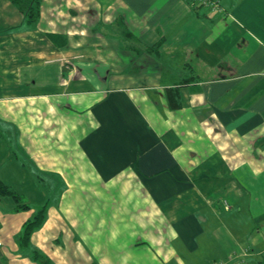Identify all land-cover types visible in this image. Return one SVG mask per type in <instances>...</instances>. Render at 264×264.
Returning a JSON list of instances; mask_svg holds the SVG:
<instances>
[{"label": "crops", "instance_id": "0c3cea01", "mask_svg": "<svg viewBox=\"0 0 264 264\" xmlns=\"http://www.w3.org/2000/svg\"><path fill=\"white\" fill-rule=\"evenodd\" d=\"M219 1L0 0V264L264 260V0Z\"/></svg>", "mask_w": 264, "mask_h": 264}, {"label": "trees", "instance_id": "16d2710c", "mask_svg": "<svg viewBox=\"0 0 264 264\" xmlns=\"http://www.w3.org/2000/svg\"><path fill=\"white\" fill-rule=\"evenodd\" d=\"M37 5H31V15L30 17H38V2L36 3ZM36 20V19H34ZM33 21V20H32ZM13 193L12 190H10L6 185L4 184H0V193ZM14 196L16 197V194L14 193ZM29 205L27 203H25L22 208H28ZM46 208L47 205L46 203L44 205L41 206V208L36 212V214L34 215V217L32 219H29L26 224L24 225V229H23V244L27 245L30 242V235L32 233L33 230H35L36 228H38L39 226L42 225V223L45 220V216H46ZM257 264H264V260L258 262Z\"/></svg>", "mask_w": 264, "mask_h": 264}, {"label": "rangeland", "instance_id": "374dc122", "mask_svg": "<svg viewBox=\"0 0 264 264\" xmlns=\"http://www.w3.org/2000/svg\"><path fill=\"white\" fill-rule=\"evenodd\" d=\"M191 3H192V0H191ZM196 6V5H194ZM73 184H72V187L74 188V190H79L81 188V191L86 194L85 197H91L90 195H95L96 193H99L100 190H104V188L106 187L105 185H102L100 184L97 180H93V178L91 177H88L87 179H78V180H73L72 181ZM12 187V186H11ZM14 188V187H12ZM11 188V189H12ZM15 189V188H14ZM84 190V191H83ZM96 192V193H95ZM28 193H30L29 191L26 192L25 190V193L22 192V194L24 195L25 199H32V204H37V199L41 196H39L38 198L34 197V198H31L29 197ZM59 190H58V193L56 194V196L59 195ZM57 198V201L59 200L58 197ZM94 198H96V196H94ZM126 197H121V199H125Z\"/></svg>", "mask_w": 264, "mask_h": 264}, {"label": "built area", "instance_id": "2783aa9c", "mask_svg": "<svg viewBox=\"0 0 264 264\" xmlns=\"http://www.w3.org/2000/svg\"><path fill=\"white\" fill-rule=\"evenodd\" d=\"M193 5H203V6H209L213 8H220V1L219 0H192Z\"/></svg>", "mask_w": 264, "mask_h": 264}]
</instances>
